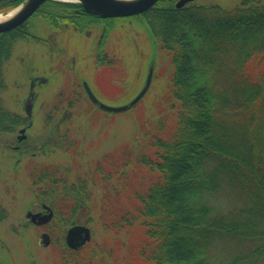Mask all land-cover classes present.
<instances>
[{"label": "trees", "instance_id": "obj_1", "mask_svg": "<svg viewBox=\"0 0 264 264\" xmlns=\"http://www.w3.org/2000/svg\"><path fill=\"white\" fill-rule=\"evenodd\" d=\"M176 1L159 0L142 15L153 50L173 70L162 110L116 164L133 163L150 178L126 191L132 204L105 213L102 225L116 236L142 230L131 246L136 264H264V0H240L229 10L176 9ZM97 169L101 181L110 178ZM38 174L48 187L38 197L60 226L62 264H105L107 247L97 263L94 247L64 243L66 230L88 217L91 182ZM104 202L108 209V195Z\"/></svg>", "mask_w": 264, "mask_h": 264}, {"label": "rangeland", "instance_id": "obj_2", "mask_svg": "<svg viewBox=\"0 0 264 264\" xmlns=\"http://www.w3.org/2000/svg\"><path fill=\"white\" fill-rule=\"evenodd\" d=\"M239 3L240 0H194L190 4L217 5L229 10ZM113 30L112 47L123 46L120 47V51L111 52L116 64L93 68L91 64L93 38L89 40L85 38L81 42L75 37L73 44L75 57L81 60L77 50L86 45L88 48L85 58L90 65L80 67L76 64L74 70L79 73L80 79L87 82L102 103L118 107L127 104L142 88L149 61L155 57L154 74L149 90L129 110L110 113L98 109L83 95L74 97L71 104L60 103V100L45 93L46 90L59 88L60 81L53 79L50 84L40 89L41 101L35 104L32 127L26 132L27 136L33 137L30 140L37 146L45 142L50 143L49 151L47 154L23 156L17 167L14 166L17 160L16 153L7 146L15 139L17 131L14 135L0 131V206L5 209L7 215L4 220H0V264H62L63 251L60 246L62 241H58L60 226L53 219L49 224L51 235L48 245H44L41 235L47 234V230L43 226H33L26 219V212L39 206L32 192L33 186L29 175H32L33 169L42 168L41 166H48L49 177L55 175L58 180H65L68 183L82 179L92 184L87 190L92 202L89 203L88 217L83 225L89 230V238L77 249L94 247L99 257L96 262L99 263L100 259L104 258L101 250L107 247L112 256L104 258L105 264L127 262L136 264L131 246L133 241L141 236L142 230L135 228L129 235L122 233L116 236L105 230L102 216L105 213L110 216L123 210L124 206L128 208L132 204L129 199L131 194L124 193L131 188H137L142 178L146 177L145 180L150 178L148 171L133 163L124 169L118 168L116 164L120 162L119 156L124 150L131 151L136 148L135 142L138 139L136 134L144 126L145 128L148 126L147 119L162 110L168 96L167 86L173 67L170 58L163 51L153 50L149 32L140 20L134 19L130 24L115 20ZM96 36L93 33L90 35ZM18 73L16 69L8 70V77L5 79L9 86L2 94V100L8 110H22L21 87L10 84L13 78L16 82L20 80ZM76 84L75 82L74 91L78 93L80 89ZM65 112L70 116L61 120L62 113ZM49 114L54 118H50ZM56 133L69 143L68 150L63 151L59 147L60 144L57 145L59 139L55 137ZM47 145L44 146L47 148ZM99 166L102 168L101 172L110 176L108 180L101 181L100 173L97 171ZM41 186L44 188L46 185L43 183ZM107 195L110 197L108 209L104 202Z\"/></svg>", "mask_w": 264, "mask_h": 264}, {"label": "flooded vegetation", "instance_id": "obj_3", "mask_svg": "<svg viewBox=\"0 0 264 264\" xmlns=\"http://www.w3.org/2000/svg\"><path fill=\"white\" fill-rule=\"evenodd\" d=\"M26 1L0 0V14L4 15L1 16L7 17L8 20L12 14L23 8ZM143 14L131 17L100 18L86 13L82 7L75 8L72 0H45L26 20L0 33V131L11 135L17 131L15 139L7 145L12 152L16 153L15 167L19 166L23 156H34L36 153L47 154L49 151L50 143L45 142V144L37 146L33 144V140H30L33 137L26 135V132L32 127L35 104L41 101L40 89L42 87L50 84L53 79L54 81L59 80V88L46 90L45 93L57 98L56 100H60V103L66 104H71L74 97L81 95L88 99L83 88L85 80L80 79L79 73L74 70L76 64L80 67L86 64L90 65L85 58L88 47L85 45L77 50L81 60L77 59L73 52L74 38L76 37L81 42L85 38L88 40L93 38L92 67L97 69L101 66L110 67V65L116 64L111 52H114L113 50L120 51V47H123L118 45L112 47L111 45L113 39L111 37L114 32L113 21L122 20L126 24H130L134 19L141 21ZM91 33L97 36L90 37ZM125 49L127 48L125 47ZM13 69L19 72L17 76L20 77V80L16 82V79L13 78L10 84L21 87V111L6 109L2 100V94L9 86L8 81L5 80L8 77V70L12 71ZM75 82L80 89L78 93L74 91ZM27 107H30L28 111ZM49 115L50 118L53 117L52 114ZM68 116L70 114L67 112L62 113L61 120ZM51 139L50 137V142ZM44 145H47L48 149ZM41 167L33 169L32 175H29L30 183L33 186L32 192L35 195L34 198L39 202V206L28 210L26 219L33 226H43L47 230V234H45L49 242L51 235L49 224L53 222L54 211L49 203L38 197L48 188L41 186L44 183L42 182L43 176L37 175V172H47L48 166ZM47 174L49 175V172ZM28 213L37 215L36 222L42 223L39 225L31 223L30 218H27ZM66 231L64 243L71 248H76L78 245L72 244L68 233L69 229Z\"/></svg>", "mask_w": 264, "mask_h": 264}, {"label": "water", "instance_id": "obj_4", "mask_svg": "<svg viewBox=\"0 0 264 264\" xmlns=\"http://www.w3.org/2000/svg\"><path fill=\"white\" fill-rule=\"evenodd\" d=\"M45 0H27L17 12H15L7 21L0 23V33L9 30L11 27L26 20L30 14ZM79 3L82 9L89 14L98 16L100 18H117V17H131L145 13L152 8L159 0H73ZM194 0H178L174 7L180 9L186 4ZM154 44V42H152ZM154 71V57L149 61L144 84L140 91L127 104L118 107L108 106L102 103L92 92L91 88L86 82H83V88L89 101L98 109L104 112L121 113L134 107L145 95L149 89ZM30 107H27V111ZM36 216L32 213L27 214V218L31 223L37 225L42 222H36ZM44 223V221H43ZM69 237L74 245H80L88 240V231L84 227H74L68 231ZM44 245H48V237L46 234L41 236Z\"/></svg>", "mask_w": 264, "mask_h": 264}, {"label": "bare ground", "instance_id": "obj_5", "mask_svg": "<svg viewBox=\"0 0 264 264\" xmlns=\"http://www.w3.org/2000/svg\"><path fill=\"white\" fill-rule=\"evenodd\" d=\"M124 1H129V0H124ZM7 17H2L0 16V22H3Z\"/></svg>", "mask_w": 264, "mask_h": 264}]
</instances>
